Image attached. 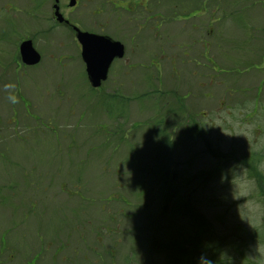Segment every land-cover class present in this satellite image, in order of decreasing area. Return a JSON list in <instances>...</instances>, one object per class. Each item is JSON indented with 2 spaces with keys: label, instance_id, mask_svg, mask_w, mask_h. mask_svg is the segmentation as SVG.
I'll return each instance as SVG.
<instances>
[{
  "label": "rangeland",
  "instance_id": "374dc122",
  "mask_svg": "<svg viewBox=\"0 0 264 264\" xmlns=\"http://www.w3.org/2000/svg\"><path fill=\"white\" fill-rule=\"evenodd\" d=\"M11 2L16 8L11 7L7 18L9 56L21 38L19 3ZM47 2L52 4V0ZM170 2L175 0L162 6ZM245 2H201L206 7L221 8L211 54L220 60L222 69L213 71L216 84H209L215 97L212 109L206 108L204 117L196 115L197 98L191 95L187 106L191 103L192 108L187 107V113H167L159 107V101L165 104L172 95L165 98L162 91L154 96V101L145 96L146 105L141 106L148 111L140 108L138 114L137 101L142 98L137 99L136 92L148 94L147 83L131 82L126 79L128 74L122 73L121 80L131 94L122 105L124 110L128 106L131 109L115 130L112 118L101 109L115 102L97 97V93L74 94L66 102L67 96H51L45 90L57 88L60 79L63 94L68 91L67 86L74 90L73 83L84 81L88 88L78 46L70 43L67 27L60 25L59 34L55 30L61 44L52 49L43 40L35 42L44 64L41 61L22 66V75L14 74L0 84V122L6 118L0 125L11 137L0 139V264H169V258H180L185 264V254L177 256L174 245L180 241L183 244L185 235L193 233L187 214L181 213L186 204L208 222L207 230H212L205 243L213 245L207 249L213 259L225 251L231 264H264V0ZM49 8L42 5L44 13ZM176 11L179 13L180 9ZM107 18L100 14L98 20H109L108 30L129 24L126 17L119 23ZM36 19L28 13L26 28L34 26ZM254 32L257 38L251 35ZM242 34L244 38L239 40ZM163 38L157 43H164ZM144 45L133 56L138 62H147L151 56ZM137 52L143 56L138 58ZM185 62L181 68L178 63L176 70L189 78V68L193 67ZM205 66L211 68L209 60ZM161 71L165 78L167 71ZM194 71L198 72L197 79L208 72L199 66ZM152 72L158 73V69L154 67ZM146 75V70H140L133 77ZM189 82L194 89L195 80ZM159 84L161 74L150 88ZM209 87L205 84L204 90ZM25 96L27 109L34 110L27 119H23ZM57 99L75 110L74 119L62 113L52 128L43 117L51 116ZM198 99L209 100L204 96ZM174 101L176 104L171 100L169 108L177 107L175 97ZM11 116L18 123L24 120L25 126L8 123ZM130 119L133 121L129 124ZM33 122L39 128L34 135L37 137L30 138L33 134L21 131L30 130ZM173 124L175 128H171ZM165 126L176 137L169 154L164 144L167 139L159 138L171 135ZM14 128L19 137L49 143L52 150L30 154L27 148L24 155V145L7 149L6 145L15 143ZM180 139L185 142H175ZM236 162L242 165L237 171L249 182L248 194L239 201L232 199L227 180L229 168ZM176 206L179 210L173 211Z\"/></svg>",
  "mask_w": 264,
  "mask_h": 264
},
{
  "label": "flooded vegetation",
  "instance_id": "af4514ba",
  "mask_svg": "<svg viewBox=\"0 0 264 264\" xmlns=\"http://www.w3.org/2000/svg\"><path fill=\"white\" fill-rule=\"evenodd\" d=\"M19 3V7L17 8L21 17V24H20V40L17 43L16 48L13 50L12 54L9 56V48L7 44V33L9 28V21L8 17L10 14L11 7L16 8L12 5L11 0H0V44L5 43L4 47H0V51H7L5 53L0 54V84H4L6 80L12 78L14 74L22 75L25 72V68L22 66H34L39 64L42 61V65L44 64L42 53L40 52L37 44V40L44 41L46 44L50 46V48H54L56 45L61 44L58 43L59 35H55V30L58 31L59 34V27L63 25L67 27L69 31V38L70 43L76 44L78 46V55L81 57V46L78 40V34L80 32H86L94 35H99L103 37H108L111 40H119L114 37L117 33L118 29L113 26L111 29H106L109 20H98L100 14H103L107 19H111L114 21H122L121 19L126 17L129 24L126 26L129 29L142 27L147 28L153 18L155 12V4L154 0H52V4L50 5L47 0H29L31 3H27L26 0H17ZM49 5L50 8L48 9V13H44L42 9V5ZM28 5V6H27ZM30 14L33 18H37L35 21L36 27L33 24L26 28V16ZM112 13H117L115 17L112 16ZM49 15V16H48ZM59 15L61 19H59ZM126 15V16H124ZM47 16V17H46ZM115 31L112 33L111 31ZM63 31V30H61ZM23 35V36H22ZM130 41L123 44V54L122 57L124 59V63L121 61H117V57H114L109 64V67L106 72V77L100 83L97 88H93L87 77L85 75V79L88 83V88L86 90L84 81L78 82L74 85V90L68 87V91L64 94L60 90V81L57 82L55 89H45L48 93H51V96H67L66 102L69 101V98L74 96V94H78L81 96H86L87 94H96L97 97L105 98L106 100L115 101V105L107 106L103 105L101 109L105 110L106 116H110L112 118V122H116L119 118H123L124 116V109L120 98L122 97V80L120 75L123 73V64L134 68V64L136 61L133 59L134 51L136 48L132 37L129 38ZM30 41L31 46L33 49L39 54V60L37 63L28 65L23 61L20 46L23 42ZM121 41V40H119ZM37 44H36V43ZM56 42L54 45L53 43ZM58 43V44H57ZM75 45V46H76ZM134 50V51H133ZM51 54V52L49 53ZM52 56V55H51ZM61 57V56H58ZM57 59V58H56ZM82 60V59H81ZM264 61V59H263ZM51 63L47 64L48 67ZM61 65H64L61 64ZM44 67V69L46 68ZM85 68V66L83 65ZM264 67V66H263ZM19 69V71H18ZM85 72V69H84ZM53 81V80H52ZM2 82V83H1ZM104 85V86H103ZM102 87V88H101ZM50 91V92H49ZM54 92H58L55 94ZM54 93V94H53ZM25 107H24V114L25 117L23 119L28 118V113H33L34 110H28L26 100L27 97H23ZM60 99V98H59ZM57 99V105L55 108L50 110V117H43V121H49L51 123V127L54 128L57 124V117L66 112V116L68 119L73 117L75 110L70 107L69 105H62L61 100ZM23 108V107H22ZM15 114V113H14ZM42 115V114H41ZM13 116L8 117V123H14L15 125L25 126V121L22 120L20 123L17 120H12ZM41 120V117H39ZM29 121V119H28ZM1 124V122H0ZM2 125H0V134L2 132V136L0 137L1 141L10 139L9 133L6 131V127L1 129ZM34 127V128H31ZM30 130L23 131L26 133L33 134L32 137L34 138L37 136L35 135V131L39 128L38 124L32 123L29 125ZM13 134L16 137L13 141L15 143L13 145H6L7 149H12L13 146L21 147L24 145V155L27 153V148L30 151V154H34V151L44 150L49 152L52 150V147L49 143H36V142H29L28 139H24L23 137H19L16 134V130L14 128ZM10 137V138H9ZM23 141V142H22ZM25 143V144H24ZM8 144H11L8 142ZM49 145V147H47ZM27 146V147H26ZM36 152V153H37ZM35 153V154H36ZM33 207V206H32Z\"/></svg>",
  "mask_w": 264,
  "mask_h": 264
},
{
  "label": "crops",
  "instance_id": "0c3cea01",
  "mask_svg": "<svg viewBox=\"0 0 264 264\" xmlns=\"http://www.w3.org/2000/svg\"><path fill=\"white\" fill-rule=\"evenodd\" d=\"M193 3L198 4L197 0H193ZM179 5L181 6L182 3L179 2ZM192 6L193 9L189 12L184 11V13H181L180 11V14L176 11L173 12L172 17L170 16L162 23L154 25L152 29L149 28L145 32V36L142 35V30L138 29L132 37V40L137 48L140 43L144 44L146 41L147 45L152 46L159 40L160 37L163 38L164 36L163 40H165V44L163 43L164 47L161 51V56L155 60L151 59V61L155 62L156 65L159 67L161 66L163 70L167 71V75L163 79L164 82H162V88L165 86V89L163 88V92L165 93V96H167V94L172 95V97H175V99L180 103L184 101L183 106L185 105V112H188L187 107L192 108L191 103L187 106V101L193 97L194 99L197 98L195 100L196 106L202 113L206 112L203 106L206 101H201L198 97L201 98L204 96L209 99L213 98L214 95L211 92V85L216 84V77L213 71L216 72L219 68L218 65L220 60H217L214 58V54H211L212 47L214 46V37L216 39V36L213 35L216 30H219L217 24L219 17L217 14V8L203 7V5L195 6L194 4H192ZM166 7L169 8V10H175L176 4L170 2V4ZM205 14L207 17L210 15L209 18H204L203 16ZM195 19L196 21H193ZM203 19L206 20L202 21ZM170 48H176L178 51H171ZM137 56L139 58L138 52ZM207 60H209L211 68L205 66ZM185 61L192 64L191 67H193V70L190 68L189 71L188 69L186 70L190 72L189 78H184L181 73L179 74L181 70H176L177 64L179 63L181 68L186 63ZM164 62L165 64L162 66ZM221 62L225 63V61ZM196 66L205 68V70L208 71L205 75H201L205 79V83L203 82V78L200 77V79H197L198 72L196 73L194 71ZM187 75L189 74L186 73V77ZM191 80H195L194 89L189 82ZM207 83L210 87L208 90H204L205 84Z\"/></svg>",
  "mask_w": 264,
  "mask_h": 264
},
{
  "label": "water",
  "instance_id": "95a60500",
  "mask_svg": "<svg viewBox=\"0 0 264 264\" xmlns=\"http://www.w3.org/2000/svg\"><path fill=\"white\" fill-rule=\"evenodd\" d=\"M59 19H61L59 15ZM81 44V56L85 63L88 79L93 87L100 85L105 79L107 69L114 57H121L123 46L117 41L86 32L78 34ZM23 61L27 64L37 63L39 54L33 49L30 41H25L20 46Z\"/></svg>",
  "mask_w": 264,
  "mask_h": 264
},
{
  "label": "trees",
  "instance_id": "16d2710c",
  "mask_svg": "<svg viewBox=\"0 0 264 264\" xmlns=\"http://www.w3.org/2000/svg\"><path fill=\"white\" fill-rule=\"evenodd\" d=\"M165 181V180H164ZM171 197L173 196V192L171 191ZM186 204L184 210H181V213L187 214V218L189 219L191 225V229H193V233L189 232L185 235L184 243L180 241L179 244L174 245L176 248L177 256H181L178 253L182 252L185 254V264H195L197 261V257L205 250V240L212 233V230H207V221L201 216L195 213L193 209ZM178 206L175 207L173 211H178ZM183 245H185L183 247ZM166 249V248H165ZM219 250V248H218ZM215 256V255H213ZM168 259L169 256H166ZM169 264H182L180 258L168 259ZM184 264V263H183Z\"/></svg>",
  "mask_w": 264,
  "mask_h": 264
},
{
  "label": "clouds",
  "instance_id": "9594fccd",
  "mask_svg": "<svg viewBox=\"0 0 264 264\" xmlns=\"http://www.w3.org/2000/svg\"><path fill=\"white\" fill-rule=\"evenodd\" d=\"M15 100V97H12ZM242 168L240 162H236L234 165L229 168V175L227 176L228 184H229V192L233 200L239 201L241 198L245 197L248 194V180L238 172L237 169ZM224 179L225 177L222 175L221 177ZM238 211V210H237ZM205 251L201 252V254L197 257V264H231V258L225 251H220L218 256L213 259L211 255H209L207 249H212V244H205Z\"/></svg>",
  "mask_w": 264,
  "mask_h": 264
}]
</instances>
